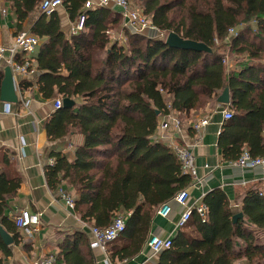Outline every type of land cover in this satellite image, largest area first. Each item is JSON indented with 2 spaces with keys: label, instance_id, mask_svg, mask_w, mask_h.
<instances>
[{
  "label": "trees",
  "instance_id": "1",
  "mask_svg": "<svg viewBox=\"0 0 264 264\" xmlns=\"http://www.w3.org/2000/svg\"><path fill=\"white\" fill-rule=\"evenodd\" d=\"M8 1L20 30L39 0ZM132 1L160 32L203 44L209 51L174 49L165 37L128 31L124 48L109 39L122 24L110 8L88 10L76 36L61 31L55 12L41 15L31 28L48 40L33 59L37 92L44 100L74 102L71 109L61 107L49 116L47 138L83 136L72 162L64 154H49L55 163L45 167L47 183L56 190L66 181L75 193V213L90 226L106 228L114 216L124 215L125 230L116 239L127 242L117 250L120 259L141 251L156 209L192 183L171 150L154 138L161 117L202 109L228 88L227 108L233 116L218 137L224 160L236 161L243 150L253 158L264 157V0ZM85 2L62 0L70 20ZM223 45L249 61L226 69L219 51ZM32 85L24 81L20 86L27 91ZM19 185V178L0 173L2 224L9 223L6 197ZM202 203L205 221L193 211L187 231L177 233L156 264H264V236L258 235L264 234V188L244 195L239 209L245 221L233 223L235 212L222 191L206 194ZM83 239L76 234L66 240L63 260L56 261L93 264L89 244L85 250L78 246Z\"/></svg>",
  "mask_w": 264,
  "mask_h": 264
},
{
  "label": "crops",
  "instance_id": "2",
  "mask_svg": "<svg viewBox=\"0 0 264 264\" xmlns=\"http://www.w3.org/2000/svg\"><path fill=\"white\" fill-rule=\"evenodd\" d=\"M41 1H38L36 9L22 23L20 31L13 3L8 0H0V47L6 50L3 57L0 58L2 81L4 69L6 67L10 69L7 64L8 50L14 46V38L20 32L28 31L38 41V45L32 53H19L15 57L18 63H23L26 60L31 63L28 74L20 79L14 78L11 72L17 102L6 103L0 100V173L8 178L17 177L20 179L17 192L13 196L6 197L4 214L9 223L2 224L0 222L1 232L10 240L6 244L0 232V264H31L40 257L48 255L53 256L55 260L53 264H59L60 262L56 260H63L61 249L64 242L75 239L76 234H80L84 238L83 242L79 241L78 246L85 250L86 244H89L93 264H106L107 258L113 264H143L151 256L145 242L141 251L129 259L118 258L117 250L127 244L121 238L109 243L104 252L98 248H92L90 246L92 236L88 228L90 225L80 220L74 208L71 210L65 205L59 192L62 190L74 201L73 189L66 181H62L56 190L50 188L47 183L45 167L55 163V159L49 154L51 152L64 154L68 161L72 162L76 148L83 143V136L69 134L61 139L50 141L44 129L46 120L54 112L53 101L42 99L37 92L35 79L38 76V71L33 59L48 40L38 38L31 31L34 23L42 15L40 12ZM86 1L95 2L96 0ZM83 6L84 4L80 11ZM105 8H110L119 14L118 9L113 6ZM54 12L59 17L61 31L67 37L72 36L70 28L76 22L77 17L70 20L62 4ZM24 81H31L33 84L27 91L20 86ZM21 99L27 103V107L21 106ZM217 99L213 98L205 107L197 111H191L189 114H177L180 120L178 132L172 128L164 132L156 131L154 138L161 143L163 142L159 137L165 136L167 139L175 138L177 143L187 146L194 158L197 179L186 189L189 197L185 206L170 202L171 212L167 218L157 216L155 211L146 239L149 235L173 239L179 231H187V226L192 222V219L182 228L176 227L181 214L187 208L204 205L203 197L212 191L219 190L225 194L230 208L235 212L233 216H235L241 213L239 208L242 199L250 189L264 188V166L242 169L235 165V161L224 160L222 151L218 147V137L222 125L225 123L222 114L229 109L228 105H220ZM6 109H8V113L5 112ZM202 119L208 120L207 125L195 130L193 125ZM50 160L53 161V164L49 163ZM22 210L39 215L38 225L32 229L30 234L11 225L13 218ZM241 219L245 221L243 215Z\"/></svg>",
  "mask_w": 264,
  "mask_h": 264
},
{
  "label": "built area",
  "instance_id": "3",
  "mask_svg": "<svg viewBox=\"0 0 264 264\" xmlns=\"http://www.w3.org/2000/svg\"><path fill=\"white\" fill-rule=\"evenodd\" d=\"M62 4V0H42L40 4V12L42 15L49 16L55 10H57ZM108 6H113L118 9V12L122 18V28L132 34H141L146 32L147 27L149 26V21L147 17L140 12L138 9L133 8L131 2L129 0H96L86 1L84 3L82 11L77 16V20L74 24L71 25L70 33L72 36L78 35L82 32L84 28V22L86 18V12L88 10L97 8H105ZM234 31H230V34H233ZM38 45L37 39L30 34L28 31L20 32L14 38V46L12 49H9V56L7 58V64L9 65L11 72L14 78L20 79L28 74V71L31 68L30 61L26 60L23 63H18L15 60L17 54H30L33 52L35 47ZM6 50L0 47V58L3 57ZM225 63V60H223ZM21 106L27 107V103L21 99ZM62 107V100L57 98L53 101L52 109L56 111ZM8 113V109L5 111ZM231 111H224L222 114V119L224 122L232 119ZM208 123L207 119L199 120L198 123L193 125L195 130H199L200 128L206 126ZM158 130L164 132L168 129H174L178 132L180 120L178 118L177 113H170L161 117L158 123ZM160 140L166 145L176 157L182 174L187 175L191 178L192 182L197 179V172L194 166V158L187 148V146L183 144L177 143L175 138H165V136L159 137ZM50 164H53V161H49ZM236 166L242 169H253L258 166H264V157L253 158L247 152V150H243L238 159L234 162ZM61 194V198L64 201L65 205L71 210L74 208V201L71 196L65 194L62 190L59 191ZM189 194L187 190H181L176 193L173 198L168 201L162 203L156 209V215L161 218H167L169 213L171 212L170 202H174L177 205L185 206L188 200ZM193 211L197 214V216L201 219L202 222L205 221L206 218V207L204 205H197L193 208H187L180 216V219L177 222V228H182L187 224L190 220ZM13 224L16 228L20 230H24L26 233L30 234L38 225L39 215L31 214L27 210H22L13 218ZM90 230V234L92 236V242L90 246L92 248H98L102 252L106 250V246L115 241L125 230V218L124 215L119 214L114 216L112 222L106 228H97L90 226L88 227ZM145 246L149 248L151 252V256L145 260L143 264H156L157 257L161 252L168 250L172 246L171 238H160L156 235H149L145 241ZM53 256H42L39 259L35 260L31 264H53L54 263ZM106 264H113L111 260L106 259Z\"/></svg>",
  "mask_w": 264,
  "mask_h": 264
},
{
  "label": "water",
  "instance_id": "4",
  "mask_svg": "<svg viewBox=\"0 0 264 264\" xmlns=\"http://www.w3.org/2000/svg\"><path fill=\"white\" fill-rule=\"evenodd\" d=\"M165 44L174 49H181V50H192V51H206L208 52L209 49L206 48L203 44L196 43L190 40H183L179 36L174 33H169L165 39ZM0 100L6 103H16V93L14 89V84L12 80L11 71L8 67L4 69V79L1 84L0 88ZM217 102L220 105H229V90L225 88L221 95L218 97ZM74 106V102L68 98L62 99V107L65 109H71ZM158 114V112H157ZM242 214L238 213L233 216V222L235 223L237 219H241ZM1 232V230H0ZM4 241L6 244L10 242L9 239L6 238V235L1 232Z\"/></svg>",
  "mask_w": 264,
  "mask_h": 264
},
{
  "label": "rangeland",
  "instance_id": "5",
  "mask_svg": "<svg viewBox=\"0 0 264 264\" xmlns=\"http://www.w3.org/2000/svg\"><path fill=\"white\" fill-rule=\"evenodd\" d=\"M129 1L131 2V5L133 6V8H136L140 12H142L139 8V5L136 2H134L132 0H129ZM146 17H147V20L149 21L150 24L147 27L146 32L141 33L143 36H146V38H160V39H162L163 37L166 38V36H168V35L164 34L163 32H160L159 30H157L155 27L152 26L150 16H146ZM235 32L236 31H234V33ZM125 33H126V30H124L122 27H118L116 30L111 31L108 36H109V39L111 42L116 41L117 43H119L120 46H123L124 48H126L125 46L127 45V38L125 36ZM165 38H163V39H165ZM226 44H228V43H226ZM222 48L223 49H221V50L219 49V51H221V53L224 52L223 60H225L224 64L226 66V69H228V70L234 68L237 64L240 65L243 62H247V60L249 61L247 55L239 56L237 54H231V53H229V51H227V49L224 50V45ZM258 235L260 237L264 236V234L262 232H258Z\"/></svg>",
  "mask_w": 264,
  "mask_h": 264
}]
</instances>
